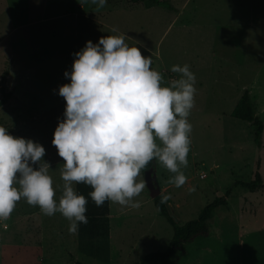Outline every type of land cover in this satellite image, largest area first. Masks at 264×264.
<instances>
[{"label":"rangeland","instance_id":"1","mask_svg":"<svg viewBox=\"0 0 264 264\" xmlns=\"http://www.w3.org/2000/svg\"><path fill=\"white\" fill-rule=\"evenodd\" d=\"M169 1L181 9L130 0H108L103 8L91 0H4L10 19L2 15L0 37L11 29L9 22L18 26L14 36L20 52L12 70L19 75L13 85L27 94L12 95L0 105V126L44 146L41 163L50 165L58 201L63 159L52 140L64 119L66 100L59 88L70 83L65 72L72 70L74 53L89 40L123 36L129 46L151 56L150 67L162 75L164 86L179 77L172 66L187 64L196 93L188 117V165L181 167L186 183L179 188L170 183L175 174L157 161L154 171L179 225L197 218L215 198L226 196V204L214 210L210 235L188 244L178 264H264V188L250 192L238 185L252 181L257 172L264 183V132L259 148L253 126L231 115L247 89L264 122V0L252 7L254 0ZM9 41L0 47V71L10 66ZM26 54L33 56L29 63ZM4 77L2 72L0 85L8 92ZM141 180L145 188L133 198L138 208L109 201L108 218L81 223L76 233L69 232V221L59 212L44 215L22 198L0 221V264H138L148 254L165 251L173 227L155 207L143 171Z\"/></svg>","mask_w":264,"mask_h":264},{"label":"clouds","instance_id":"2","mask_svg":"<svg viewBox=\"0 0 264 264\" xmlns=\"http://www.w3.org/2000/svg\"><path fill=\"white\" fill-rule=\"evenodd\" d=\"M107 2L91 0L98 8ZM74 56L72 70L65 72L70 83L59 88L66 107L52 140L63 159L62 194L57 201L50 165L41 163L44 146L0 126V221L23 198L44 215L59 212L69 221V232L76 233L88 220L87 199L74 183L93 189L89 195L97 207L111 201L138 208L133 198L145 183L137 177L153 160L175 174L169 182L177 188L186 183L181 167L188 165V117L196 93L189 66H172L179 77L164 86L162 75L150 67L151 56L120 35L89 40Z\"/></svg>","mask_w":264,"mask_h":264},{"label":"trees","instance_id":"3","mask_svg":"<svg viewBox=\"0 0 264 264\" xmlns=\"http://www.w3.org/2000/svg\"><path fill=\"white\" fill-rule=\"evenodd\" d=\"M132 3H144L147 7L159 6L167 9H174L169 0H130ZM7 72L4 73V76ZM2 99L0 105L4 104L10 97V92H5V88L2 87ZM233 117L249 122L254 128V140L259 148L262 144V136L264 132V122L257 114L250 91L245 90L236 106L234 107L232 114ZM13 135L12 131H9ZM155 160L149 162L148 166L142 171L154 167ZM238 185L248 189L250 192H255L258 189L264 188L261 174L257 172L255 178L252 181L238 182ZM93 189L83 183H76V191L78 194H82L87 199V220H98L109 217V201H105L100 207H97L95 202L90 197L89 193ZM230 189L227 190L226 195H229ZM155 207L159 212L165 216L168 222L172 225L174 234L173 238L165 251L154 252L143 257L138 264H178L181 258L187 253L186 246L192 243L199 237H208L210 235V228L208 226L209 220L212 218L213 212L220 205L226 204V196L213 199L208 203L199 213L198 217L188 221L184 225H179L170 213L165 196L159 195L153 199ZM75 264H83L76 262Z\"/></svg>","mask_w":264,"mask_h":264},{"label":"crops","instance_id":"4","mask_svg":"<svg viewBox=\"0 0 264 264\" xmlns=\"http://www.w3.org/2000/svg\"><path fill=\"white\" fill-rule=\"evenodd\" d=\"M3 2L4 0H0V22L2 23V15L5 14V17H6V20L10 19V10H8L7 8V5H5V7L3 8ZM256 1L254 0L253 2H251V7H252V3H255ZM239 3V2H238ZM86 5L87 3L86 2H82L80 3V7L81 8H86ZM173 5V4H172ZM174 9H168L170 11H176V10H180L181 8H177L173 5ZM5 11H4V10ZM167 9V8H166ZM10 26H11V29H9V31L3 36V37H0V47L5 43V41H7L8 39H10L9 41V48H10V53H9V56H10V66H9V69L8 71H0L1 73L2 72H7V75L5 76L6 77V80L8 78V83L10 82L9 86H8V92L11 93V96L13 95V97H23L25 98L26 94H27V89L26 88H23V86H16V85H13L14 83V79L19 75L17 73H15L12 69H14L13 67L15 66L17 60L19 59V52H18V48H19V45H18V38L14 36V33L17 32V28L18 26L16 24H12L11 22H9ZM2 42V40H4ZM27 62H31V59L30 57L32 58L33 56H31L30 54H26L23 56ZM0 73V74H1ZM9 76V77H8ZM4 77V78H5ZM17 80V79H16ZM19 81V80H17ZM21 81V80H20ZM23 83V81H21ZM2 87L0 85V89L2 90ZM25 89V90H24ZM0 90V91H1ZM2 93V92H1ZM251 94V93H250ZM19 95V96H18ZM33 96H35L34 94H32ZM37 96V95H36ZM242 96V95H241ZM38 97V96H37ZM37 97H34L37 98ZM240 99V98H239ZM239 101V100H238ZM254 103V102H253ZM255 106V105H254ZM256 109V108H255ZM257 114L259 115L258 111H256ZM261 112H263L264 114V106L261 107Z\"/></svg>","mask_w":264,"mask_h":264},{"label":"water","instance_id":"5","mask_svg":"<svg viewBox=\"0 0 264 264\" xmlns=\"http://www.w3.org/2000/svg\"><path fill=\"white\" fill-rule=\"evenodd\" d=\"M144 173H145L147 187L150 190V196L154 199L157 196L161 195V188L158 184L154 167L147 169Z\"/></svg>","mask_w":264,"mask_h":264}]
</instances>
